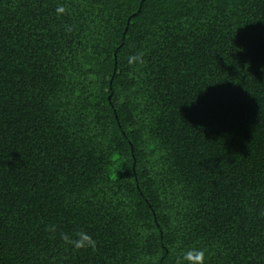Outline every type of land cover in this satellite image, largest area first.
<instances>
[{"label": "trees", "instance_id": "16d2710c", "mask_svg": "<svg viewBox=\"0 0 264 264\" xmlns=\"http://www.w3.org/2000/svg\"><path fill=\"white\" fill-rule=\"evenodd\" d=\"M192 248L264 264V0H0V264Z\"/></svg>", "mask_w": 264, "mask_h": 264}, {"label": "clouds", "instance_id": "9594fccd", "mask_svg": "<svg viewBox=\"0 0 264 264\" xmlns=\"http://www.w3.org/2000/svg\"><path fill=\"white\" fill-rule=\"evenodd\" d=\"M65 12V8L63 6H58L57 13L63 14ZM138 59L142 60L141 57L132 56L129 57V63L133 64ZM54 231V229H52ZM61 238L64 242L70 246H72L76 250H87L92 249L95 250L96 248V241L95 239L85 231H79L74 234V236L62 233ZM183 261L185 264H204L205 261V251L202 249L192 248L187 250L183 254Z\"/></svg>", "mask_w": 264, "mask_h": 264}]
</instances>
